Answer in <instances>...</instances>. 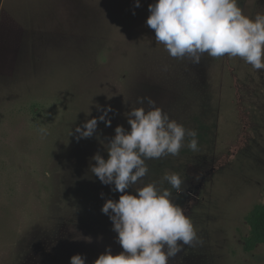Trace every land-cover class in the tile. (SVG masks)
Instances as JSON below:
<instances>
[{
	"label": "rangeland",
	"instance_id": "obj_1",
	"mask_svg": "<svg viewBox=\"0 0 264 264\" xmlns=\"http://www.w3.org/2000/svg\"><path fill=\"white\" fill-rule=\"evenodd\" d=\"M154 2L0 0V264H70L77 253L93 264L108 246L123 250L101 211L121 193L90 164L97 152L108 158L117 125L130 130L125 113L139 97L198 132V152L185 144L146 161L141 182L160 187L165 172L185 181L173 199L201 243L169 264H264V244L244 249L246 216L264 202V70L239 57L173 59L146 24ZM238 6L264 13V0ZM108 106L111 126L98 120L77 139L76 127Z\"/></svg>",
	"mask_w": 264,
	"mask_h": 264
},
{
	"label": "clouds",
	"instance_id": "obj_2",
	"mask_svg": "<svg viewBox=\"0 0 264 264\" xmlns=\"http://www.w3.org/2000/svg\"><path fill=\"white\" fill-rule=\"evenodd\" d=\"M135 6H140V0H135ZM148 10L146 24L154 30L156 44L163 45L173 59L199 64L205 55L239 57L253 69L264 70V13L245 15L238 0H155ZM138 103L125 113L130 130L117 125L115 135L104 144L108 158L97 152L92 157L95 163L90 164L102 184L121 193L118 200L106 199L101 211L112 221L123 249L113 254L108 246L93 264H169L185 246L201 243L193 221L173 199V190L184 191L180 174L165 172L160 187L155 181L141 183L149 172L146 161L177 156L185 144L198 152V132L170 118L151 97H139ZM111 110L108 106L98 118L77 126V139L92 137L98 120L111 126L107 118ZM165 182L170 187H163ZM129 188L135 193L125 191ZM84 239L92 242L91 237ZM85 260L77 253L70 264H85Z\"/></svg>",
	"mask_w": 264,
	"mask_h": 264
},
{
	"label": "trees",
	"instance_id": "obj_3",
	"mask_svg": "<svg viewBox=\"0 0 264 264\" xmlns=\"http://www.w3.org/2000/svg\"><path fill=\"white\" fill-rule=\"evenodd\" d=\"M249 234L245 238L244 249L251 252L259 244H264V202L257 203L246 216Z\"/></svg>",
	"mask_w": 264,
	"mask_h": 264
}]
</instances>
